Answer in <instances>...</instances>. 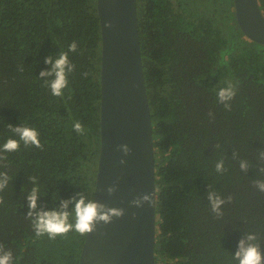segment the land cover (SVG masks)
Instances as JSON below:
<instances>
[{
    "label": "trees",
    "instance_id": "1",
    "mask_svg": "<svg viewBox=\"0 0 264 264\" xmlns=\"http://www.w3.org/2000/svg\"><path fill=\"white\" fill-rule=\"evenodd\" d=\"M136 11L154 145V264H238L233 256L249 233L264 254V46L244 37L233 0H136ZM73 41L75 69L54 97L45 85L52 78L40 72ZM100 55L96 0H0V146L18 139L8 125L35 128L42 145L21 143L0 161L11 177L0 192V245L12 264H79L85 236L36 237L26 197L36 177L37 210L79 193L92 199ZM228 82L235 96L226 109L217 92ZM210 192L225 201L219 216Z\"/></svg>",
    "mask_w": 264,
    "mask_h": 264
},
{
    "label": "water",
    "instance_id": "2",
    "mask_svg": "<svg viewBox=\"0 0 264 264\" xmlns=\"http://www.w3.org/2000/svg\"><path fill=\"white\" fill-rule=\"evenodd\" d=\"M246 39L264 46L259 0H233ZM101 37L99 153L93 197L124 215L85 236L79 264H154L156 192L151 117L142 69L136 0H96ZM130 152L124 155L120 145ZM123 161V163H121ZM115 185L108 196L104 189ZM150 196L136 208L133 199Z\"/></svg>",
    "mask_w": 264,
    "mask_h": 264
},
{
    "label": "clouds",
    "instance_id": "3",
    "mask_svg": "<svg viewBox=\"0 0 264 264\" xmlns=\"http://www.w3.org/2000/svg\"><path fill=\"white\" fill-rule=\"evenodd\" d=\"M77 50V43L73 41L68 46L67 52L60 53L56 58L51 56L47 57L44 61L45 64L50 65L48 71H41V78L51 77L46 79L45 85L50 89L51 95L54 97H61L63 90L68 86V75L75 69V65L70 63L68 54ZM87 76V73H83ZM235 96V87L231 82L227 83L226 87L219 88L217 92V99L220 103L224 104L226 109L229 105L226 103ZM73 130L79 134L86 133L85 128L79 121H75L72 125ZM9 130L18 139L9 138L0 146V161L6 160L7 157L4 153H12L19 150L21 143L25 146H32L37 149L42 147L39 133L35 128L27 126L13 127L8 125ZM120 151L126 156L129 154V147L124 144L120 145ZM123 163V161H121ZM247 162H241L240 168L247 169ZM217 173L225 171L223 161H219L215 165ZM11 177L7 172H0V192L8 186ZM33 187L28 193L26 200L28 211L26 218L30 220L31 227L36 237L47 235L49 240H54L56 237L66 236L69 232L78 233L80 236H86L96 230L97 225L109 224L113 217L120 218L124 215L123 209L108 208L102 203H97L91 198H87L83 193L78 194L77 197H72L68 200H61L59 209L51 211L37 210V200L40 197L39 186L36 177L30 178ZM264 191V184L258 185ZM104 191L108 196H111L116 191L115 185L107 186ZM149 195H142L130 202L132 207L140 208L145 203H150ZM211 211L217 216L221 214V206L225 203L214 192L208 194ZM0 204H3V198L0 197ZM69 205H72L69 211ZM257 236L254 233H249L245 238L239 240L237 250L233 256L238 264H264V254L260 251V245L256 243ZM0 264H12V253L6 251L3 245H0Z\"/></svg>",
    "mask_w": 264,
    "mask_h": 264
}]
</instances>
